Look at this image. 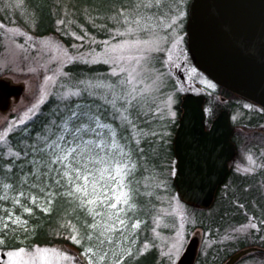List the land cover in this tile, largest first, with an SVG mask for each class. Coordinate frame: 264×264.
<instances>
[{
	"label": "rangeland",
	"instance_id": "1",
	"mask_svg": "<svg viewBox=\"0 0 264 264\" xmlns=\"http://www.w3.org/2000/svg\"><path fill=\"white\" fill-rule=\"evenodd\" d=\"M189 2L122 0L107 6L103 0H53L56 32L38 35L43 27L40 13L31 0H0V72L14 82L23 81L26 84L25 93L17 104H13L8 113H0V136L3 137L0 149L7 156L15 153L9 145V135L26 126L41 111L42 105L54 98L76 101L71 111L78 115L72 119H83L72 130L73 137L80 141L96 139L104 142L109 139L112 144V134L115 133L118 160L127 166L123 183L133 165L128 161V151L118 138L114 122L103 119L93 108L107 104L103 108L107 110L104 117H116L120 123L117 128L127 133L133 130L135 138L141 131L135 128L147 123L150 128L144 130V134L163 140L154 144V150L163 149V154H170L172 149L169 144L178 120L176 105L181 94L204 93L208 95V102L214 98L207 78L203 73L196 72L185 52L184 25ZM74 63L87 66L100 64L107 69L98 73L68 72L65 67ZM179 72L184 74V78ZM133 90L136 99L129 105L126 93ZM92 99L95 103L91 105ZM29 109L33 111L29 112ZM250 113L236 109L238 118H246H242L239 121L242 124L237 127V160L227 180L217 188L212 205L206 209H192L180 202L174 189L173 192H166L163 204L150 221L151 227L148 224L141 227L139 223L136 228L141 229L140 237L135 240L134 247H127L132 252L128 257L135 260L146 251L155 249L158 253L155 264H176L188 240L196 232L200 234L201 241L194 264H221L232 252L252 245L264 249V123H259L260 117L263 118L261 114ZM95 117H99V126ZM251 124L257 127L249 126ZM68 127L69 122L64 121L58 137L49 144L56 149L69 146L71 137H65ZM77 127L82 131L77 132ZM61 136L63 139H60ZM107 158L110 160L111 156ZM174 165L173 157L164 182L172 183ZM236 175L248 180L247 185L244 186L245 180ZM124 190L127 191L126 186ZM124 206L118 205V213ZM25 208L26 202L21 205L20 212L10 209L11 219L5 212L0 214V239L5 241L0 245V253L5 254L4 258L0 254L1 264H7V252L20 248L25 249L24 259H28L27 254L35 253L37 248L48 249L52 264H88V257L83 253L92 248L96 264H112L113 253L119 254L127 246L119 242L112 251H107L104 260H100L99 256L106 249H95L92 245H85L81 253H71L60 244L28 247L25 240H22V245L10 248L8 245L11 243L2 232L11 236L19 232L26 224V220L21 218ZM108 216H98L95 222L98 225L94 232L96 242L105 239V236L111 241L118 238L117 231L101 236L103 225L111 223ZM17 217L19 223L15 222ZM251 224L257 227L252 228ZM173 244L179 245V255L173 254L169 259L168 253H174ZM52 250L66 254L70 259H58L52 256ZM126 257L123 264L130 261ZM37 264L43 262L37 261ZM234 264H264V255L260 256L255 251L242 256Z\"/></svg>",
	"mask_w": 264,
	"mask_h": 264
},
{
	"label": "trees",
	"instance_id": "2",
	"mask_svg": "<svg viewBox=\"0 0 264 264\" xmlns=\"http://www.w3.org/2000/svg\"><path fill=\"white\" fill-rule=\"evenodd\" d=\"M31 1L40 13L39 17L43 27L38 32L36 31L37 34L55 33L56 15L52 12L53 0ZM121 1L103 0L107 6L118 4ZM66 43L69 44L68 39H66ZM65 69L68 72L82 74L84 72H105L107 67L100 64L87 66L86 64L74 63L66 66ZM85 99H87L86 96ZM75 102L74 100L54 98L46 101L42 105L41 111L26 126L9 135V145L15 150V153L7 156L3 149H0V214L5 212L6 216L9 217L10 209L20 212L21 205L25 202L27 208L31 209L30 212L22 213L21 218L26 220V224L21 226L19 232H16L14 236L2 232L3 237L11 243L8 245L10 248L22 245V240L28 243H26L28 247L60 244L71 250V253H74L75 250L83 252L85 245H92L93 248L101 250L103 247L106 252L112 251L119 242H122V245H127L126 248L132 247V245L134 247L135 240L140 237L141 229H133L131 224L139 221L141 227L144 224L150 225L155 211L163 204L162 201L166 192H173L172 183L163 181L165 177L168 178L167 169L170 167L173 158L172 150H170V154L166 155L163 154V149L154 150V144L163 140L158 139L155 135L151 137L144 134L143 131L150 128L147 123H141L138 128H135L137 131L141 130L140 135L138 133L137 138H135L133 130L128 129L129 133H127V131L117 128L120 123L116 117L113 115H110V118L104 117L107 110L103 108H106L107 104L103 105L102 103L103 107L99 106L96 109L92 107L103 119L114 122L118 131V138L128 151V161L133 164L124 181L129 192V203L124 206L121 213H118L120 218L126 221V225L121 226L116 223L118 238L114 239L112 243L105 241L108 244L101 245L99 241L96 242L94 238L95 229L89 225L99 219L98 215L94 216L90 213L88 211L89 206L87 204L81 205L75 196L67 195L69 184L67 178L63 177V165L50 163L54 154H63L62 149L54 148L49 142L58 137V132L64 121L69 122L65 137L66 139L71 137L72 140L70 145L64 149L77 145L83 147L85 141H80L71 133L83 119L82 117L69 119L72 113L71 108ZM90 102L92 105L95 100L92 99ZM176 106L179 111V106ZM127 125L129 126V123ZM144 125L146 126L144 127ZM89 141L93 142L89 147L93 149L92 155L94 157L107 158L111 156V159L119 161L118 150L112 146L109 139L104 141L103 149L96 147L101 141L98 142L96 139ZM169 145L171 148V143ZM89 167L95 170L101 165L93 162L89 164ZM57 169L59 172L56 171ZM236 177L243 178L237 175ZM58 179L61 181L60 184L56 183ZM243 179L245 186L248 180ZM108 183L113 182L108 181ZM89 191H91V187H89ZM32 197H35V203H33ZM103 210L107 211L103 206L96 207V211L102 212ZM114 220L115 217H112L110 222L112 223ZM89 235L92 237L91 240L88 239ZM72 236H76L80 243H75L71 239ZM140 240H143L142 236ZM256 253L260 256L264 255V252ZM157 254V250L151 249L139 255L135 260L127 256V260L130 259V261H126L125 264H155L158 258Z\"/></svg>",
	"mask_w": 264,
	"mask_h": 264
},
{
	"label": "water",
	"instance_id": "3",
	"mask_svg": "<svg viewBox=\"0 0 264 264\" xmlns=\"http://www.w3.org/2000/svg\"><path fill=\"white\" fill-rule=\"evenodd\" d=\"M187 10L186 42L195 66L215 83L264 106V0H191ZM25 88L23 81L0 76L1 114L10 111ZM204 98L183 94L172 138L176 160L172 184L179 200L195 208L213 203L236 152L226 110L218 113L210 128L204 126ZM199 240L200 234L194 233L176 264L194 263ZM257 250L264 249L241 248L223 264H234Z\"/></svg>",
	"mask_w": 264,
	"mask_h": 264
},
{
	"label": "snow or ice",
	"instance_id": "4",
	"mask_svg": "<svg viewBox=\"0 0 264 264\" xmlns=\"http://www.w3.org/2000/svg\"><path fill=\"white\" fill-rule=\"evenodd\" d=\"M48 80H51L52 77H47ZM131 83V80L128 81ZM78 94V93H76ZM127 103L129 105L132 104L133 100L136 99V95L134 90L126 93ZM42 102V99H41ZM36 105L33 106V109ZM33 109H29V112H32ZM76 112H72L69 119L73 117H77ZM27 116V114H26ZM91 119V118H90ZM96 120L97 125L99 126V117L94 118ZM125 120L128 118L125 116ZM23 122V120L21 121ZM130 122V121H129ZM67 127V122L65 123V128ZM84 127H87L86 125ZM77 132L82 131L80 127H77ZM112 146L116 147L115 141V133L112 134ZM0 139H3L0 136ZM63 139V136L60 137ZM71 143V142H70ZM92 141L83 142V147L77 145L74 147H68L66 149H62V155H55L54 158L50 160L51 164L61 163L63 165V177H66L69 184V191L67 195L75 196L79 199L81 205L87 204L89 206L88 211L92 213L94 216H104L109 215V219L115 217V220L112 223H106L103 225V231L101 232V236H105V233H110L116 231V223H119L121 226L126 225V221L118 215V205L129 203V192L124 190L125 185L123 183L124 177L126 175V165H122V162L117 161L115 159L102 158V157H94L92 155L93 149L89 147L92 145ZM59 147V145H57ZM96 147L103 149L104 142L101 141ZM97 163L101 165V167L93 170L89 167L90 163ZM56 171L59 172L57 169ZM108 181H112L113 183L109 184ZM57 184H60L61 181L56 180ZM89 187H91V191H89ZM33 203H35V197H32ZM19 202V201H17ZM51 203V201H49ZM97 206H103L105 209L109 210L106 212L96 211ZM26 212H30L31 209L25 208ZM116 210V211H112ZM9 219H11V215L9 214ZM16 223H19V218L17 217ZM91 228L96 229L98 225L96 223H92L89 225ZM8 225L5 224V229H7ZM133 229L139 227V221L131 224ZM250 227L256 228V224H251ZM71 239L75 243H80V241L76 238V236H72ZM89 240L92 239L91 235L88 237ZM108 243H112L111 239L105 236ZM105 239H100L99 243L103 245L105 243ZM5 243L4 240L0 239V245ZM147 247V245H145ZM174 253L170 251L168 253L169 259H172L173 254L179 255V245L173 244ZM48 249H39L37 248L35 253L27 254L28 259H24L25 249L20 248L18 251H9L7 252L8 261L7 264H37V261H42L43 264H52V260L49 258ZM86 257H88V264H96L93 260V249L88 248L83 253ZM131 256L132 252L129 248H123L119 255L115 252L113 253V261L112 264H123L125 256ZM52 256L62 259L68 260L66 254L57 253L55 250H52ZM107 256V252L103 253V255L99 256L100 260H104Z\"/></svg>",
	"mask_w": 264,
	"mask_h": 264
},
{
	"label": "flooded vegetation",
	"instance_id": "5",
	"mask_svg": "<svg viewBox=\"0 0 264 264\" xmlns=\"http://www.w3.org/2000/svg\"><path fill=\"white\" fill-rule=\"evenodd\" d=\"M185 50H186L185 52L187 53V57L189 59L188 61L190 63H192L191 59H190V54L187 51V45L185 46ZM194 68H195L196 72L201 73L195 66H194ZM1 74H3V72H0V75ZM179 74H180L181 78H184L183 73L179 72ZM206 78L209 82V83L208 82L207 83L210 84V87H211V94H214L213 101L211 100L210 102H208V100H207L208 96L205 95L206 98L203 102L204 116H205L204 122H205L206 129H208L210 127L214 118L222 110L227 111L229 123L232 126V131L230 133V140L234 144V146L236 147V152H235V155L233 156V158L228 162V168H230L228 173H230L231 167L235 164V161L237 160V154H238V150H239V146H238L239 145V136L237 133V129H238L237 127L239 126L238 124H242L239 121L243 120L242 118H245V117L238 118V115L236 114V109H238L241 112L247 111V113H250V111H252V113H250V114H261L260 116H263V118L260 117L262 120L260 119L259 123H264V108L257 103L255 104V103H252L251 101H249L247 99L241 98L237 94L230 92L225 87L219 86L218 84L211 81L208 77H206ZM194 84H196L198 87L200 86V84H198L196 82ZM259 123H257V125ZM257 125L251 124L249 126L256 128ZM226 178H227V176L225 177V180H227Z\"/></svg>",
	"mask_w": 264,
	"mask_h": 264
}]
</instances>
